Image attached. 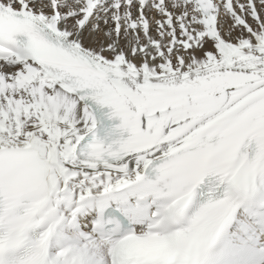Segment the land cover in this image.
<instances>
[{
  "label": "snow or ice",
  "instance_id": "obj_1",
  "mask_svg": "<svg viewBox=\"0 0 264 264\" xmlns=\"http://www.w3.org/2000/svg\"><path fill=\"white\" fill-rule=\"evenodd\" d=\"M0 264H264V0H0Z\"/></svg>",
  "mask_w": 264,
  "mask_h": 264
}]
</instances>
